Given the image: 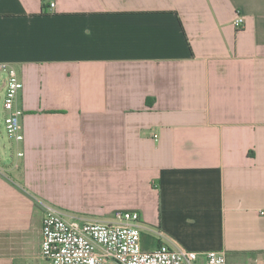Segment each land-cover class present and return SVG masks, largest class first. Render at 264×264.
Masks as SVG:
<instances>
[{
  "label": "crops",
  "instance_id": "1",
  "mask_svg": "<svg viewBox=\"0 0 264 264\" xmlns=\"http://www.w3.org/2000/svg\"><path fill=\"white\" fill-rule=\"evenodd\" d=\"M3 63L23 140L0 159V264H50L44 204L264 264V0H0Z\"/></svg>",
  "mask_w": 264,
  "mask_h": 264
},
{
  "label": "built area",
  "instance_id": "2",
  "mask_svg": "<svg viewBox=\"0 0 264 264\" xmlns=\"http://www.w3.org/2000/svg\"><path fill=\"white\" fill-rule=\"evenodd\" d=\"M49 7L53 8L54 3L50 2ZM233 24L241 29L243 18L237 17ZM0 69L5 74L0 84L5 129L10 139L20 142L22 111L15 103L23 84L10 65L3 63ZM42 207L41 256L50 264H197L199 253L177 246L160 244L144 251V228L137 212L116 211L110 220L82 221L51 205ZM204 264H227L225 254L208 251L204 253Z\"/></svg>",
  "mask_w": 264,
  "mask_h": 264
},
{
  "label": "rangeland",
  "instance_id": "3",
  "mask_svg": "<svg viewBox=\"0 0 264 264\" xmlns=\"http://www.w3.org/2000/svg\"><path fill=\"white\" fill-rule=\"evenodd\" d=\"M2 94L3 93L0 92V97H2ZM0 159H2L3 162H7V161L11 162L14 159V151L12 147V142L9 139L6 129H5L4 112L2 111L1 108H0ZM117 211L137 212L135 210H117ZM112 216L108 220H110ZM142 224H143L142 226L144 229H142V233H141V247L144 251H149L152 248L151 245L153 244L155 235L151 233V225L144 224L143 222Z\"/></svg>",
  "mask_w": 264,
  "mask_h": 264
}]
</instances>
